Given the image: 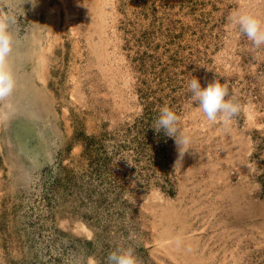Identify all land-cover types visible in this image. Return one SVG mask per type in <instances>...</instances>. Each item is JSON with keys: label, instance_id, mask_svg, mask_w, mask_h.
<instances>
[{"label": "rangeland", "instance_id": "obj_1", "mask_svg": "<svg viewBox=\"0 0 264 264\" xmlns=\"http://www.w3.org/2000/svg\"><path fill=\"white\" fill-rule=\"evenodd\" d=\"M4 5L0 264H107L118 246L138 264H264V47L229 23L264 20V0ZM192 76L226 83L240 113L207 121ZM163 106L191 138L182 158L152 128Z\"/></svg>", "mask_w": 264, "mask_h": 264}, {"label": "clouds", "instance_id": "obj_2", "mask_svg": "<svg viewBox=\"0 0 264 264\" xmlns=\"http://www.w3.org/2000/svg\"><path fill=\"white\" fill-rule=\"evenodd\" d=\"M24 3H29L35 8L37 0H22V5ZM6 9L7 5L0 7V105H3L0 108V120L10 119L13 114L9 98L16 87L15 76L8 62L13 50L12 28L16 24V17L10 15ZM229 23L237 29L239 34L247 37L254 49L264 47V20L254 14L236 10L231 13ZM188 90L192 100L199 106L207 121L212 124L218 122L227 124L241 111V105L230 93L229 86L218 79H213L206 87H201L199 80L193 77L188 83ZM179 120L180 117L175 111L168 106H163L152 128L156 133L163 132L166 137L172 138L179 158H182L191 149L192 141L189 135L180 131ZM176 242H180L179 238ZM90 264H94L91 258ZM107 264H138L135 249L131 246H118L108 254Z\"/></svg>", "mask_w": 264, "mask_h": 264}]
</instances>
